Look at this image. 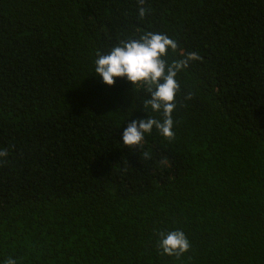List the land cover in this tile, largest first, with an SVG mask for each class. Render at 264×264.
<instances>
[{
  "label": "trees",
  "instance_id": "16d2710c",
  "mask_svg": "<svg viewBox=\"0 0 264 264\" xmlns=\"http://www.w3.org/2000/svg\"><path fill=\"white\" fill-rule=\"evenodd\" d=\"M137 5L0 0V264H264V0ZM147 31L199 58L174 137L127 147L146 93L102 83L93 59ZM177 228L188 251L162 254Z\"/></svg>",
  "mask_w": 264,
  "mask_h": 264
},
{
  "label": "clouds",
  "instance_id": "9594fccd",
  "mask_svg": "<svg viewBox=\"0 0 264 264\" xmlns=\"http://www.w3.org/2000/svg\"><path fill=\"white\" fill-rule=\"evenodd\" d=\"M143 4L144 0H138V19L141 20L146 14ZM177 50L178 43L174 37L163 32L147 31L138 38L127 36L121 39L107 52L96 53L93 76L109 86L115 83L116 78H122L131 87L146 93L137 97L142 106L140 110L146 115L133 119L131 114L126 118L127 125L119 132L121 144L138 147L154 128L166 139L174 137L173 112L175 97L180 91L178 75L187 69L190 62L199 58L196 53L180 54ZM170 53H177L179 58L170 59ZM7 156L8 151L0 149V158ZM158 235L157 243L162 254L179 257L190 247L182 229L162 231ZM6 264H16V261L9 258Z\"/></svg>",
  "mask_w": 264,
  "mask_h": 264
}]
</instances>
